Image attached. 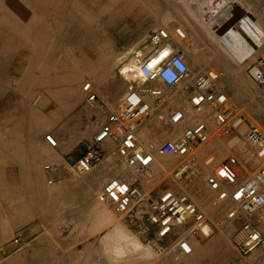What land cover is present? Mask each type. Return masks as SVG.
Masks as SVG:
<instances>
[{
  "label": "rangeland",
  "instance_id": "374dc122",
  "mask_svg": "<svg viewBox=\"0 0 264 264\" xmlns=\"http://www.w3.org/2000/svg\"><path fill=\"white\" fill-rule=\"evenodd\" d=\"M182 1H60L61 8L66 11V15L70 17L74 15L75 18L74 22L61 23V31L65 28V25H69V30L73 33L69 39L67 51L60 53L59 59L53 62L54 65L50 67L45 66L41 73H39L41 75V82H43L42 85L36 87L30 95L18 96L17 101L12 102L13 110H25L27 111V115H29L23 119L13 118L12 120L24 121V125L27 128L21 127L20 133L14 132L15 128L13 127L11 139L7 144L3 142L5 135L3 133L0 134V138L2 139V142L0 140L1 147L9 146L12 150L10 168L16 177L19 176V163H26L28 165V177L31 181L29 184L34 188L36 171L31 166V162L37 150H42L45 155L51 153L54 155L53 157L60 159L59 161L73 174V185L82 182L80 179H82L83 174L78 173L73 164L80 154L84 152L88 142L92 140L94 134L99 129L101 122L104 120L105 111H116L119 109V101L117 99L121 93L115 92L111 94L114 97V102L112 103V98L110 99V96H107L103 86L110 85L109 87L113 88L120 85V81L122 80L119 74L120 68L126 64H130L131 54H136L133 51L129 54L130 51L133 48L142 49L145 44L150 45L153 49L149 41L150 31L154 28L166 27L171 20V15L174 17L179 13L180 4L184 3ZM195 1L197 2L193 3L200 5L204 19L209 17L212 11L213 13L217 12V8H221L226 4L231 5V3L225 0L222 1V5L215 4V0ZM245 6L253 14L255 13L254 16L264 33V3L258 8L250 4ZM73 10L74 14L70 15ZM147 22H150L149 28L143 34L135 36L137 31L143 28ZM84 28L89 29L94 35H99L97 36L98 39L101 37L100 41L103 48L95 47L94 49L97 52L95 55H99L101 51L105 53L113 51L115 58L103 70V74L101 75L103 79L100 78V81L94 80L95 82L92 81L93 84H85L82 87L85 80L80 73L83 67L80 63L79 53L83 48V40L87 36ZM184 45L187 51V58L193 57L192 48L188 47L187 42H184ZM144 54L146 55L145 52ZM253 59V57L249 58L247 66ZM189 69L190 75L197 73L193 67L189 66ZM218 71L221 75L216 88L228 94L230 104L247 121L254 124L259 122L258 125L264 130L263 115L260 114V117L257 110L248 106L250 101L254 102L258 99L262 101L261 110L264 112L262 90L251 81L247 74V68ZM159 84V82H156L153 84V87L161 89L165 97L167 99L169 97L171 102L166 104L155 102L153 109H151L153 117L150 120L142 121L141 125L143 122H146V124L152 123V128L146 132L144 137L137 134L139 142L143 146L149 141L160 142L166 139H174L180 134L181 128L178 129L177 133L171 132L173 126L170 124L168 118L170 108L177 106L187 109L189 106L195 111L189 100L192 92V89L189 88V82L173 86L169 92H165ZM91 92L96 93L98 99L89 105L85 102V98ZM37 93L41 96L36 97ZM0 108L3 107L1 106ZM196 115V119L193 122L184 123L182 128L198 122H205L210 135L205 142L197 144L190 154L193 156L191 165H196L195 168L199 167L200 172L186 181L183 186H178V189L170 183L172 179L171 173L179 165V162L184 159L183 157L177 155L165 156L166 158L175 159V162L171 163L168 161L170 164L162 169L157 162L164 157H157L150 169L152 177L145 179L141 175H135L126 167L124 159L116 154V151H114L115 147L112 144L109 147L111 149L108 150L110 152L108 156L114 159V165H118L122 171L121 174L113 175L110 178L120 177L128 182L131 181V183L142 181L145 190L152 194L163 188H169L176 192H184L189 195L197 207L204 213L205 221L200 231L195 236H188L190 241H195L194 243L191 242L194 248L192 255L187 257V255L178 253L171 236L165 238L156 237L151 230L147 229L148 227L144 221L146 219L145 214L142 216V223L136 219L130 221L125 215L118 214L112 205L98 202L95 198L102 187L94 191L93 205L79 207L74 204L75 198L65 196L63 193L55 190V186L48 184L47 178H45V184L40 192V204L37 207L36 205H29V220L25 225L15 227V215H3L1 217L0 264H236L238 256L236 242H240L243 237L240 230L243 220L237 223L233 229L228 227V223L231 220H228L225 214L213 203L215 193L208 188L205 178L229 155H236L241 160L246 173H251L256 169L259 161L254 157L245 141V126L239 127V133H237L235 130L231 131L230 129L219 128L212 114L209 116L211 120L207 116L203 120V118L199 117V114L196 113ZM3 126V124H0V132L4 131ZM157 127H162V132L165 130V133L161 135L156 133L158 131ZM46 134H52L57 139L58 143L56 147L48 145L44 139ZM235 135L240 138L241 149L237 145L226 146V142H229L232 136ZM220 150L225 151L223 159L217 162L212 161L204 168L205 161L210 160L211 156L215 157ZM245 152L247 153L245 154ZM251 160L256 161L253 163ZM51 162L52 160L44 157L40 162V170L44 171L43 166L51 164ZM187 175L188 173H185L182 177ZM33 202H35V198ZM106 210L111 212L114 220L120 227L124 225L125 231L136 235L140 239L142 244L139 249L130 250L131 244L128 243L126 248L129 250L126 253L120 255L113 252L112 249L115 241L108 239L109 237L107 238L104 235L109 234L111 229L109 227H112L111 223L101 220ZM226 226L227 228L225 229ZM142 229H146V233L140 236V233H143L141 232ZM179 230L180 232L185 231V228ZM20 232H22V236L19 243L13 244V238L20 234ZM111 242L114 243L113 246ZM205 244H209V246L204 248ZM33 249H38L37 251L40 254L35 255L32 253ZM263 253L264 234L260 245L249 253L244 260L250 264H264Z\"/></svg>",
  "mask_w": 264,
  "mask_h": 264
},
{
  "label": "built area",
  "instance_id": "2783aa9c",
  "mask_svg": "<svg viewBox=\"0 0 264 264\" xmlns=\"http://www.w3.org/2000/svg\"><path fill=\"white\" fill-rule=\"evenodd\" d=\"M183 40L184 32L179 27H159L150 31L152 51L146 57L140 54L131 57L144 75L143 84L127 91L123 107L116 111H105L99 129L73 167L80 174L90 172L104 156L102 146L109 143L115 147L116 154L124 159L126 167L145 179L152 177L145 175L157 157L177 155L187 159L194 147L205 142L209 134L205 122L182 128L187 114L185 108H170L171 132L177 133L179 128L182 129L174 139L149 141L143 146L139 142L137 130L142 121L153 117L148 100L162 104L171 102L161 89L153 87L154 83L170 87L189 82V88L192 89L189 100L194 110L201 112L206 106L209 107L215 123L224 129L245 126L246 143L259 161L256 169L246 173L241 160L236 155H229L205 178L206 185L215 193L213 203L225 217L228 220L242 218L240 230L243 237L240 242H236V264H250L244 258L260 245L264 234V131L258 124L247 121L230 104L228 94L216 88L221 75L218 70L204 69L190 75L187 54L181 47ZM165 51L168 52L166 57L150 64L148 58L151 55ZM250 57L254 59L247 66V74L262 90L264 97V37L261 42L254 43ZM97 99L96 93L91 92L85 102L91 105ZM44 138L51 147L57 146V139L52 134H46ZM51 168L50 164L43 166L45 172ZM186 170V164L176 166L171 173L173 180L182 177ZM48 183H51V179H48ZM139 183L135 181L131 184L120 177L110 178L97 193L96 199L100 203L112 205L118 214L125 215L130 221L136 219L142 223L145 214L147 229L158 238L171 236L178 253L191 255L193 246L188 236H195L200 231L205 221L204 213L184 192L163 188L152 194ZM181 226L185 228L184 232H178ZM20 237L21 232L13 238L12 243H19Z\"/></svg>",
  "mask_w": 264,
  "mask_h": 264
},
{
  "label": "crops",
  "instance_id": "0c3cea01",
  "mask_svg": "<svg viewBox=\"0 0 264 264\" xmlns=\"http://www.w3.org/2000/svg\"><path fill=\"white\" fill-rule=\"evenodd\" d=\"M60 1L0 0V107H3L0 108V124L4 125V131L0 134L5 135L3 137L5 144L11 139L13 127L15 128L14 132H20L21 127L27 128L24 121L12 120L29 116L25 110H13L12 102L17 101L18 96L30 95L36 87L42 85L39 73L45 66L54 65L53 62L59 59L60 53L67 51L69 39L73 33L70 32L69 25H65L61 31V23L74 22V10L70 14L73 16L66 15V11L61 8ZM222 1L224 0H215L214 3L222 5ZM225 1L231 3L233 7L236 6L238 10L236 15H232V6L226 4L217 8V12L213 13L212 11L209 17L204 19L200 5L193 3L197 1L183 0L184 3L180 4L179 13L174 17L171 15V20L166 25L169 29L179 27L184 32L181 47L186 54L184 42H187L188 47L192 48L194 56L187 58V62L197 72L204 69L247 68V61L254 43L261 42L264 37L258 20L254 15L253 17L247 16V7L245 6L250 4L258 8L264 3V0ZM244 17H247V20H244ZM230 20L229 26L224 28L221 34H218L216 30ZM236 23L240 25L239 30L233 27ZM149 26L150 22H147L135 36L143 34ZM84 30L87 36L83 40V48L79 53L80 63L85 71L84 75H81L85 80L82 87L85 84H93L89 72L91 71L93 53L96 52L94 48L97 46L103 48L101 37L97 38L99 35L92 34L89 29L84 28ZM146 45L148 44H145L142 49L133 48L129 54L132 51H143ZM97 56L106 67L115 58L113 51L107 53L101 51L99 55H95V58ZM159 85L165 92H169L173 87L162 83ZM107 86H103V89L107 96L112 98V103L114 102L112 93H121L118 96L120 97L128 91L125 85L121 88ZM40 96L39 93L36 94V97ZM157 130L156 133L159 135L165 133V130L162 132V127H157ZM0 140L2 142L1 138ZM107 145L102 146L104 150L102 160L89 173L84 174L81 177L82 182L76 185H73L72 182L73 174L59 161L60 159L53 157L54 155L51 153L45 155L42 150H37L31 162V166L36 171L34 188L29 184L31 181L27 172L28 165L20 162L19 176L16 177L10 168L12 150L9 146L1 147L0 145V219L3 215L12 214L15 215V227L25 225L29 220L28 206L36 205L37 207L40 204V192L45 184V178H47V183L48 179H51V183L48 184H53L55 190L65 196L75 198L76 206L93 205L95 189L104 186L111 176L119 175L122 172L117 169L118 165H114V159L107 156L109 149ZM44 157L52 160L50 164L52 168L48 172L41 171L39 168ZM69 162L72 163L71 160ZM34 198L35 202H33ZM30 199L32 203H30ZM208 246L209 244L204 248ZM37 250H32V253L39 255L40 252Z\"/></svg>",
  "mask_w": 264,
  "mask_h": 264
},
{
  "label": "bare ground",
  "instance_id": "6f19581e",
  "mask_svg": "<svg viewBox=\"0 0 264 264\" xmlns=\"http://www.w3.org/2000/svg\"><path fill=\"white\" fill-rule=\"evenodd\" d=\"M247 14L248 15H250L251 17H253V15L255 14H253L252 12H251V10L247 7ZM256 19V18H255ZM108 49H110V48H108ZM152 51V48H151V46L150 45H146V47H144V49H143V51H141V52H136V54H140L141 56H143V57H146V56H148L149 54L148 53H150ZM144 52L146 53V55L144 54ZM252 52V50L250 51V53ZM112 53V52H111ZM88 54V53H87ZM95 54H97V52H94L93 53V55H94V57L92 58V66H91V71L89 72L90 74H91V78H92V81H94V80H99L100 78H102V74H103V70L104 69H106L105 67V64H103L102 63V60L97 56V58H95ZM90 55V54H89ZM115 55V54H114ZM132 55H134V53H132L131 54V56ZM168 55V52L167 51H165V52H163V53H160V54H158V55H154V56H152L151 55V57H149L148 58V60H150V64L152 65L155 61H158V60H160V59H162V58H164V57H166ZM250 55V54H249ZM109 56V55H108ZM251 56V55H250ZM250 58V57H249ZM130 60H131V62H130V64H126V65H124V66H122L121 68H120V77H121V81H120V85L118 86L119 88H121L122 86L124 87V85L127 87V89L129 90L130 88H132V87H135V84H137V85H141V84H143V80H144V75L140 72V69H139V67L136 65V64H134V61H133V59L132 58H130ZM84 61V60H83ZM86 62H87V59L85 60ZM81 62V61H80ZM82 64V63H81ZM87 64V63H86ZM109 64V63H108ZM107 64V65H108ZM89 67V66H88ZM87 70V69H86ZM84 72L85 71H81V74L82 75H84ZM196 74V73H195ZM103 79V78H102ZM90 81V80H89ZM100 81V80H99ZM95 82V81H94ZM98 83V82H97ZM119 83V82H118ZM122 83V84H121ZM75 84V83H74ZM218 85V84H217ZM107 90V89H106ZM262 92V91H261ZM126 93H127V91H126ZM126 93L124 94V95H122V96H120V97H118V101H119V103H118V108H121V107H123L124 106V103H123V99H124V96L126 95ZM250 95V94H249ZM259 95V94H258ZM75 96V95H74ZM78 96V95H77ZM260 96V95H259ZM261 96H262V94H261ZM251 97V96H250ZM254 98H255V96H254ZM252 99V98H251ZM255 100V99H254ZM117 101V102H118ZM264 101V100H263ZM148 102L150 103V107H151V109H153V107H154V102L153 101H149L148 100ZM261 102L262 101H260V100H258V99H256V101H250L249 103H248V106L249 107H251V108H253V109H255V110H257V112L259 113V116H260V114L261 115H263V119H264V112L261 110ZM264 106V105H263ZM159 107V106H158ZM234 107V106H233ZM157 109V108H156ZM186 111H187V114H186V116H185V123L186 122H193V120L194 119H196L195 117L197 116L196 115V113L197 114H199V117L200 118H203V120H204V118H206L205 116H207L208 117V119H210V115H211V111H210V109H209V107H205L201 112H197L196 110V112L195 111H193L192 109H191V107H189L188 106V108L186 109ZM238 111V110H237ZM256 112V113H257ZM254 114V113H253ZM258 116V117H259ZM261 117V116H260ZM169 118V117H168ZM157 119V118H156ZM207 119V120H208ZM260 119V118H259ZM167 120V119H166ZM206 120V121H207ZM211 120V119H210ZM260 120H262V119H260ZM144 121H146V120H144ZM165 121V120H164ZM156 123V122H155ZM211 123H213L212 121H211ZM259 123V122H258ZM257 123V124H258ZM262 123V122H261ZM210 124V123H209ZM264 124V123H263ZM141 125V124H140ZM217 125V124H216ZM218 126V125H217ZM46 127H47V125H46ZM45 127V128H46ZM48 128V127H47ZM89 128V127H88ZM152 128V123L151 124H146V122L144 123L143 122V124L138 128V130H137V134H139V135H141V137H144L145 135H146V132L147 131H149L150 129ZM220 128V127H219ZM50 129V128H49ZM48 129V130H49ZM216 130V129H215ZM231 131H237V133H239V130L238 129H230ZM218 131H219V129H218ZM264 131V130H263ZM177 132H178V130H177ZM220 133H221V131H219ZM223 132V131H222ZM209 134V133H208ZM210 135V134H209ZM45 139V138H44ZM240 138H239V136H237V135H235V136H232V138L230 139V141L229 142H226V146L227 147H229V146H231V145H234V146H238L240 149H241V146H240ZM246 141V140H245ZM108 148L111 146V143H109L108 145ZM223 146V145H222ZM221 148V147H220ZM111 149V148H110ZM110 149H108V150H110ZM246 149V148H245ZM218 150V149H217ZM225 150V149H224ZM227 150V149H226ZM115 151V150H114ZM225 152V151H224ZM223 152V150H220L219 152H217V155L215 156V157H213V156H211V159L210 160H208V161H205V163H204V168H206V165H208L210 162H212V161H219V160H221V159H223V157L225 156V153ZM106 153V152H105ZM247 152H245V154H246ZM110 154V152L108 151L107 152V156ZM106 156V155H105ZM192 159H193V156H191V155H189L188 157H187V159H183L182 161H180L179 162V165L180 164H186L187 165V170H186V172L185 173H188V175L187 176H185V177H180L179 179H177V180H173V178L171 179V181H170V183L175 187V188H177L178 189V186H183L184 185V183L186 182V181H188V180H190L192 177H194L195 175H197V173H199L200 172V170H199V167H196L195 168V166L196 165H191V161H192ZM168 161H170L171 163H173V162H175V159H171V158H166V157H164L163 159H159V161L157 162L158 163V165H159V167L162 169V168H166V165H168V164H170V162H168ZM255 161L256 160H251V162H253V163H255ZM153 166V165H152ZM95 169V168H94ZM116 169V168H115ZM117 169H119V168H117ZM96 170V169H95ZM117 172V171H116ZM89 173V172H88ZM184 173V174H185ZM152 175V173H151V171H148V172H146V177H149V176H151ZM200 175V174H199ZM83 176H84V174H83ZM78 178H80V177H78ZM78 178H77V180H78ZM134 178V177H133ZM80 180H82V179H80ZM76 182V181H75ZM74 183V182H73ZM129 183H131V181L129 182ZM132 184V183H131ZM140 185H142L143 186V183H142V181L139 183ZM101 187H103V186H101ZM85 188V187H84ZM87 190V189H86ZM96 190V189H95ZM93 198V197H92ZM83 199V198H82ZM96 199V198H95ZM89 200V199H88ZM29 207V206H28ZM112 207V206H111ZM101 220H103V221H106L107 223H111V226L112 227H109V228H111L110 229V231H109V234H104V232H103V234L105 235V237H109L108 239H113V241H115L114 243H115V245H114V247H113V252H115L116 254H124V253H126V251H128L129 249H127L126 248V246H127V244L128 243H130L131 244V248H130V250L131 249H133V250H136V249H139L140 247H141V241H140V239L136 236V235H134V234H129L127 231H125L124 230V225L122 226V227H120L119 225H118V223L114 220V218H113V216H112V214H111V212L110 211H105L104 213H103V216H102V219ZM242 220V218H236V219H234V220H231V222H229L228 223V227L230 228V229H233V227H235L236 225H237V223H239L240 221ZM224 225V224H223ZM1 227V226H0ZM208 227V226H207ZM7 228V227H6ZM181 228H183V226H181V227H179L177 230H178V232H180V230L179 229H181ZM227 228V226L225 227V229ZM3 229V228H2ZM206 229V228H205ZM236 229V228H235ZM209 230V229H208ZM2 231V230H1ZM9 231V230H8ZM220 231H222V230H220ZM141 232H143V233H140V236H143L145 233H146V229H142V231ZM181 232H184V231H181ZM208 232V231H207ZM3 233V232H2ZM11 233V232H10ZM206 233V232H205ZM7 235V234H6ZM108 235V236H107ZM157 237V236H156ZM104 241V240H103ZM106 241V240H105ZM189 241H190V239H189ZM191 242H193V241H190V243ZM195 242V241H194ZM193 242V243H194ZM105 243V242H104ZM110 243V242H109ZM112 243V242H111ZM114 243H112V246H113V244ZM193 243H191L192 244V246H193ZM111 245V244H110ZM109 245V246H110ZM30 246V245H29ZM33 247V246H32ZM107 247V246H106ZM111 247V246H110ZM109 247V248H110ZM108 248V247H107ZM34 250V249H33ZM23 251V250H22ZM92 251V250H91ZM109 251V250H108ZM161 251V250H160ZM193 251H194V248H193ZM22 253V252H21ZM260 253V252H259ZM258 253V254H259ZM193 254V253H192ZM191 254V255H192ZM255 254H256V252H255ZM7 255V254H6ZM21 256H23V255H21ZM188 256H190V255H187V257ZM259 256V255H258ZM24 260V259H23ZM132 261V260H131ZM186 261V260H185ZM249 262V261H248ZM192 264V263H191ZM252 264V263H251Z\"/></svg>",
  "mask_w": 264,
  "mask_h": 264
},
{
  "label": "water",
  "instance_id": "95a60500",
  "mask_svg": "<svg viewBox=\"0 0 264 264\" xmlns=\"http://www.w3.org/2000/svg\"><path fill=\"white\" fill-rule=\"evenodd\" d=\"M233 13L236 15L238 13V10L236 8V6L233 7ZM244 20H247V17H244ZM231 23V20L230 21H227V23H225V25H223L220 29L217 30V33L218 34H221V32L224 30V28H226L227 26H229V24ZM234 28L236 29H240V25L238 23H236L234 26Z\"/></svg>",
  "mask_w": 264,
  "mask_h": 264
}]
</instances>
